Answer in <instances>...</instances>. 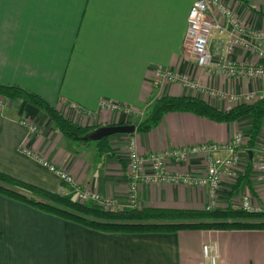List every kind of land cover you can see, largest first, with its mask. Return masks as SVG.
Here are the masks:
<instances>
[{
	"label": "crops",
	"instance_id": "1",
	"mask_svg": "<svg viewBox=\"0 0 264 264\" xmlns=\"http://www.w3.org/2000/svg\"><path fill=\"white\" fill-rule=\"evenodd\" d=\"M194 1L0 0V82L37 91L83 126L136 122L134 116L99 110V101L105 98L139 109L149 106L157 97L150 81L158 65L185 72L208 88L259 95L264 78L211 77L197 67L184 46ZM221 1L246 27L264 30V0ZM226 39L216 35L210 41L212 57L224 55ZM229 57L235 62L256 59L245 47H235ZM164 88L160 95H191L221 110L235 105L207 93L186 92L178 84ZM22 119L34 122L39 131L30 133L19 124ZM250 124L249 116L224 123L190 112H168L149 132H134L132 137L138 152L146 154L201 141H226L239 130L248 135ZM129 136H110L113 155L97 156L94 144L62 136L39 108L7 100L0 107V171L47 191L66 193L67 187L54 173L22 152L30 149L66 168L81 186L114 196L127 206ZM259 137L264 138V120ZM251 154L244 150L239 172L221 181L212 208L240 207L241 196L250 191L242 176L252 159V197L264 209V183ZM167 169L200 173L203 159L169 162ZM209 203L205 188L139 186L138 207L201 209ZM209 240L218 243V264H264V230L106 233L0 195V264H202L201 245Z\"/></svg>",
	"mask_w": 264,
	"mask_h": 264
},
{
	"label": "built area",
	"instance_id": "2",
	"mask_svg": "<svg viewBox=\"0 0 264 264\" xmlns=\"http://www.w3.org/2000/svg\"><path fill=\"white\" fill-rule=\"evenodd\" d=\"M216 35H226L224 55L214 58L209 49L210 41ZM185 49L193 56L197 67L204 69L211 77L231 78H264V30H252L239 21L232 10L221 0H195L187 15V27L184 39ZM235 47H245L255 60L233 61L229 55ZM151 77L152 87L160 95L166 85L178 84L186 92L207 93L220 97L231 103H240L254 100L259 95L264 96V90L259 94H235L218 87H205L196 78H191L185 72L174 70L169 66L158 65L154 68ZM6 99L0 97V107ZM70 107L82 111L76 103ZM145 108L139 109L124 105L120 102L103 99L99 101V110L122 113L134 116L137 120L145 113ZM19 124L26 127L30 133H37L38 126L31 121L22 119ZM128 135V134H127ZM247 136L242 131H236L226 141H201L198 143L183 144L167 147L159 151L141 154L137 150L134 137L127 141V206L139 205V186L154 185H185L191 188H205L210 199L206 208H212L217 198L221 181L233 179L240 170L242 152L246 150ZM32 157L41 166L54 173L65 187L66 193L74 195L80 203H94L105 209H120L124 206L114 196H102L89 187L81 186L75 177L64 167L53 164L48 158L30 149L22 151ZM201 156L203 169L200 173L185 171H169L167 164L180 163L186 159ZM256 166L261 172V181L264 183V138L257 137L251 154ZM240 208L247 211L264 210L256 202L251 192L241 196ZM202 264H218L219 248L215 240H209L201 245Z\"/></svg>",
	"mask_w": 264,
	"mask_h": 264
},
{
	"label": "trees",
	"instance_id": "3",
	"mask_svg": "<svg viewBox=\"0 0 264 264\" xmlns=\"http://www.w3.org/2000/svg\"><path fill=\"white\" fill-rule=\"evenodd\" d=\"M0 97L6 100H22L39 108L51 121L54 129L62 136L79 144H94L97 156L106 153L113 155L110 136L90 142L79 139L100 125L83 126L73 122L60 112L54 103L37 91L17 83L0 82ZM168 112H190L215 122L224 123H233L249 116L251 124L246 148L252 153L255 140L259 137L263 126L264 96L259 95L254 100L235 103L234 106L221 110L195 96L161 94L152 100L146 115L134 122L135 132H149ZM133 134L130 133L127 136ZM251 169L252 159L248 160L242 176L246 179L252 194ZM0 195L26 204L42 213L106 233L264 230V210L247 211L232 206L224 209L159 206H124L120 209H105L94 203H80L71 193L47 191L1 171Z\"/></svg>",
	"mask_w": 264,
	"mask_h": 264
},
{
	"label": "water",
	"instance_id": "4",
	"mask_svg": "<svg viewBox=\"0 0 264 264\" xmlns=\"http://www.w3.org/2000/svg\"><path fill=\"white\" fill-rule=\"evenodd\" d=\"M135 129H136V126L134 123H120V124L114 123V124H108V125H101L85 133L79 139L82 141H88V142L97 141L107 136H112L114 134L134 133Z\"/></svg>",
	"mask_w": 264,
	"mask_h": 264
},
{
	"label": "rangeland",
	"instance_id": "5",
	"mask_svg": "<svg viewBox=\"0 0 264 264\" xmlns=\"http://www.w3.org/2000/svg\"><path fill=\"white\" fill-rule=\"evenodd\" d=\"M145 107H146V108H145V113L142 115V117L146 115L147 111L149 110L150 105H149V106L147 105V106H145ZM245 130H247V128H246Z\"/></svg>",
	"mask_w": 264,
	"mask_h": 264
}]
</instances>
